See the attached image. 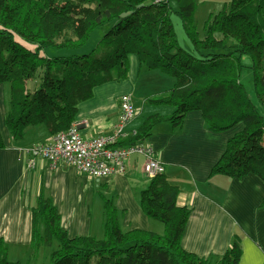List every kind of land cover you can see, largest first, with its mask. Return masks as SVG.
Here are the masks:
<instances>
[{
  "label": "trees",
  "instance_id": "1",
  "mask_svg": "<svg viewBox=\"0 0 264 264\" xmlns=\"http://www.w3.org/2000/svg\"><path fill=\"white\" fill-rule=\"evenodd\" d=\"M195 10L191 0H0V85H10L5 127L12 140L23 141L37 126L51 136L68 131L98 86L128 79V59L136 55L148 71L175 79L168 93L147 100L173 112L145 118L117 146L143 144L162 122L180 128L189 113L200 112L213 133L243 125L211 178L253 174L264 181V0H231L204 23V38ZM174 16L193 53L180 47ZM247 55L256 102L240 80ZM179 194L165 173L140 193L141 209L164 225L162 235L124 232L107 201L102 240L68 237L56 208L41 196L32 213L33 248L57 243L50 264H239L235 242L222 257L208 259L182 248L190 211L178 205ZM8 251L0 238V264H21L11 262Z\"/></svg>",
  "mask_w": 264,
  "mask_h": 264
},
{
  "label": "crops",
  "instance_id": "2",
  "mask_svg": "<svg viewBox=\"0 0 264 264\" xmlns=\"http://www.w3.org/2000/svg\"><path fill=\"white\" fill-rule=\"evenodd\" d=\"M214 1L220 6L219 12L231 2ZM137 58L131 55L128 59L127 80L98 86L94 97L79 105L75 123L80 124L83 140L114 134L120 116V97L129 95L135 107L133 98L144 71ZM2 87L0 129L6 149L0 151V238L9 248L11 262L31 264L32 259L46 255L47 247L35 249L31 239L32 213L41 196L52 202L61 227L71 239L104 238L107 201L118 211L124 232L164 233V225L150 219L140 206V193L151 182L144 172L145 157L131 156L126 159L125 175L108 178H93L65 164L53 167L41 158L30 167L27 150L50 143L52 136L45 126H37L27 129L23 141L12 140L5 127L7 110ZM136 117L125 127V135L142 125V121L134 125ZM202 118L200 112L189 113L180 128L162 122L143 143L153 149L154 159L165 166L169 183L178 186V205L190 211L180 245L186 252L208 259L222 257L235 242L242 252L239 264H264V209L260 208L264 181L253 174L240 180L225 176L211 178L214 166L227 149V142L242 131L243 125L213 133ZM51 255L49 250L48 257Z\"/></svg>",
  "mask_w": 264,
  "mask_h": 264
},
{
  "label": "built area",
  "instance_id": "3",
  "mask_svg": "<svg viewBox=\"0 0 264 264\" xmlns=\"http://www.w3.org/2000/svg\"><path fill=\"white\" fill-rule=\"evenodd\" d=\"M120 116L113 135L103 136L92 140L80 137L79 126L75 123L68 131L52 136L50 143L37 145L27 150L30 167L36 159H45L51 166L65 164L82 174L93 178H108L125 175L127 172L126 159L131 156H143L146 159L144 172L148 177L155 178L165 173V166L154 159V151L143 144L117 146L116 143L127 137L125 127L136 117V111L129 95L120 97Z\"/></svg>",
  "mask_w": 264,
  "mask_h": 264
},
{
  "label": "rangeland",
  "instance_id": "4",
  "mask_svg": "<svg viewBox=\"0 0 264 264\" xmlns=\"http://www.w3.org/2000/svg\"><path fill=\"white\" fill-rule=\"evenodd\" d=\"M194 2L196 10H195V20L198 25V31L201 38H204L205 32L203 29L204 22L206 21L208 15L210 13H219L220 6H217V2L214 0H191ZM230 4V3H229ZM228 4V5H229ZM172 21H174L175 30L178 36V41L180 47L189 53H193L192 46L185 33H183V27L180 19L178 17H173ZM102 32V31H101ZM242 64L244 65V70L241 77V82L245 86L247 93L251 97V99L256 102L255 92L254 91V82H253V71L249 68L252 65L251 58L247 56H243ZM175 79L171 76L161 74L158 71H148L144 67V71L141 74L139 79V83H137V94H135L133 101L135 104L134 110L137 113L136 119L133 121L134 125L141 124L143 119L150 117L151 115H171L173 110L168 106L154 105L152 103H148V98L159 97L168 93L173 87ZM31 86V85H30ZM5 91V102L9 101L10 98V85L3 84L2 87ZM138 111V112H137ZM46 128V127H44ZM159 222V221H158ZM160 224V223H159ZM58 244L55 243L51 247H47L46 255L40 256V259H32L33 263L31 264H50L51 256L48 257L49 250L52 251V254L57 251Z\"/></svg>",
  "mask_w": 264,
  "mask_h": 264
}]
</instances>
